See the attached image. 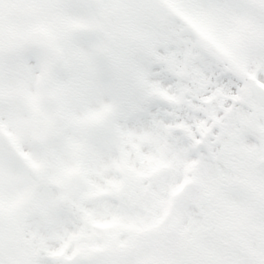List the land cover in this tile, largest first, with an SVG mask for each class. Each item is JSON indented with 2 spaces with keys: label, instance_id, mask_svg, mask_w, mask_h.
<instances>
[{
  "label": "snow or ice",
  "instance_id": "snow-or-ice-1",
  "mask_svg": "<svg viewBox=\"0 0 264 264\" xmlns=\"http://www.w3.org/2000/svg\"><path fill=\"white\" fill-rule=\"evenodd\" d=\"M0 264H264V0H0Z\"/></svg>",
  "mask_w": 264,
  "mask_h": 264
}]
</instances>
